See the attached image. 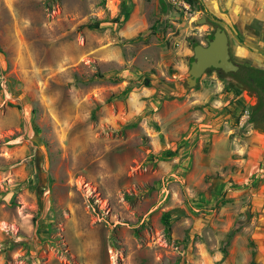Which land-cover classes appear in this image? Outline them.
Wrapping results in <instances>:
<instances>
[{
    "label": "rangeland",
    "instance_id": "rangeland-1",
    "mask_svg": "<svg viewBox=\"0 0 264 264\" xmlns=\"http://www.w3.org/2000/svg\"><path fill=\"white\" fill-rule=\"evenodd\" d=\"M218 27L264 70V0H0V264H264L257 99L186 84Z\"/></svg>",
    "mask_w": 264,
    "mask_h": 264
},
{
    "label": "water",
    "instance_id": "water-1",
    "mask_svg": "<svg viewBox=\"0 0 264 264\" xmlns=\"http://www.w3.org/2000/svg\"><path fill=\"white\" fill-rule=\"evenodd\" d=\"M204 22L205 19L199 21ZM192 51V62L186 78L189 88L195 86L209 69L221 70L224 73H235L238 70V65L231 60L228 35L222 28H216L212 38L206 39L205 45L196 44Z\"/></svg>",
    "mask_w": 264,
    "mask_h": 264
},
{
    "label": "trees",
    "instance_id": "trees-1",
    "mask_svg": "<svg viewBox=\"0 0 264 264\" xmlns=\"http://www.w3.org/2000/svg\"><path fill=\"white\" fill-rule=\"evenodd\" d=\"M89 26L92 29L98 28L97 22H92ZM210 38H212V35ZM208 71H216L220 78H232L236 85L246 89L256 97V104L249 114V123L255 133L264 134V70L248 65H238V70L235 73H224L221 70L214 69ZM145 81V86H149L148 79ZM127 92L125 91V94ZM176 154V151L166 150L160 158L161 160H168L175 157ZM167 216L168 214L164 215V222H166Z\"/></svg>",
    "mask_w": 264,
    "mask_h": 264
},
{
    "label": "flooded vegetation",
    "instance_id": "flooded-vegetation-1",
    "mask_svg": "<svg viewBox=\"0 0 264 264\" xmlns=\"http://www.w3.org/2000/svg\"><path fill=\"white\" fill-rule=\"evenodd\" d=\"M209 39H211L210 37H208ZM207 39V38H206ZM206 39H205V41H206ZM232 60V59H231ZM234 62V61H233ZM235 63V62H234ZM236 64V63H235ZM210 70V69H209Z\"/></svg>",
    "mask_w": 264,
    "mask_h": 264
}]
</instances>
